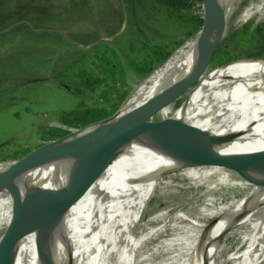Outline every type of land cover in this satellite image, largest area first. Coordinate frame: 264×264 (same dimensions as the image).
Returning <instances> with one entry per match:
<instances>
[{"label":"rangeland","instance_id":"1","mask_svg":"<svg viewBox=\"0 0 264 264\" xmlns=\"http://www.w3.org/2000/svg\"><path fill=\"white\" fill-rule=\"evenodd\" d=\"M192 13L201 15L200 5ZM226 14L222 43L199 82L235 61L264 57V40L256 33L264 23V0H226ZM25 23L54 32L36 35ZM201 38L154 0H0V163L37 156L44 128L68 130L60 117L80 100L60 85L78 69L77 61L90 58L84 47L100 41L119 52L127 73L119 92L123 99L115 98L121 108L126 100L131 102L177 75L197 52ZM193 41L196 44L177 68L158 79L172 58ZM160 45L173 52L171 58L162 66L156 64L157 70L148 78L136 73L129 58ZM62 73L65 77L58 78ZM195 88L159 110L151 121L172 117ZM69 131L76 138L92 133ZM216 155L209 164L188 166L160 178L143 213L136 256L130 264H192L206 233L179 216L211 225L229 216L253 192L264 172V149H233ZM14 185L21 195L0 191V248L18 227L27 195L36 194L33 184ZM214 247L211 242L212 259ZM219 248L215 264H223L235 252L234 239ZM35 264H40L38 253Z\"/></svg>","mask_w":264,"mask_h":264},{"label":"bare ground","instance_id":"2","mask_svg":"<svg viewBox=\"0 0 264 264\" xmlns=\"http://www.w3.org/2000/svg\"><path fill=\"white\" fill-rule=\"evenodd\" d=\"M195 44L193 41L182 48L159 73L158 79L174 71ZM197 53L198 50L181 71L164 84L131 102L128 100L125 110L130 111L141 106L171 81H178L190 74ZM238 61L218 69L199 82L186 102L213 104L226 102L229 96H242L256 98L264 104V59ZM246 87L250 89L249 92L243 90ZM201 96L203 100L200 99ZM210 97L214 98L208 100ZM259 108L260 105L235 108L232 115L211 126L197 124L195 118H188L187 122L185 119V124L198 130L189 132V137L200 147L213 148L216 154L233 149H246L239 144L249 137V131L231 135L228 141L222 137L226 136L225 132L230 126L241 120L250 127L255 126L254 118L259 114ZM179 110L170 118L182 115L183 111ZM261 114L264 119V112ZM155 155L148 138L145 137L135 140L121 151L91 190L67 214L64 222L67 223V236L72 246L71 261L67 263V253L56 248L55 264H130L134 259L132 256H136L137 252L138 228L156 184L164 175L189 166L187 157L179 146L164 161ZM7 168V165L0 166V175L5 174ZM68 178L66 164L55 163L25 171L16 176L14 182L33 184L36 194L47 196L48 209L55 195L63 192ZM131 184L137 185L133 187ZM116 190L119 192L113 193ZM49 193H54V196H49ZM47 212L41 209L33 212L24 237L17 246L19 254L16 264H35V229L42 223ZM179 217L191 221L206 233L192 264H215L219 247L228 239H234L236 250L223 264H264V172L253 192L226 218L207 225L186 216ZM211 242L216 244L215 251L212 250L215 254L213 259L209 251Z\"/></svg>","mask_w":264,"mask_h":264},{"label":"water","instance_id":"3","mask_svg":"<svg viewBox=\"0 0 264 264\" xmlns=\"http://www.w3.org/2000/svg\"><path fill=\"white\" fill-rule=\"evenodd\" d=\"M226 24V0H206L205 23L199 33L202 38L190 74L178 81H171L154 97L133 110H125L129 99L126 100L109 119L92 129L80 130L82 134L92 131L86 138H76V135L71 133L52 145L41 147L37 156L0 163V166H8L7 172L0 175V191L8 190L15 196L21 195L22 192L14 185V180L25 171L44 165L65 163L69 172L63 192L55 195L50 208L46 207L48 199L45 194L37 193L34 197L27 195L28 203L24 204L26 210L20 215L18 227L9 239L3 241L0 248V264L17 263L18 243L24 237L36 209L48 211L42 223L35 229L40 264H55L56 248L67 253V263H70L72 246L67 236V223L64 222L67 214L91 190L121 151L139 138H148L155 156L162 161L179 146L186 155L189 166L209 164L211 159L217 157L215 150L200 147L189 137V132L198 130L185 124V119L187 122L188 118H195L197 124L211 126L232 115L235 108L260 105L259 114L254 118L255 126L250 127L247 122L241 120L230 126L225 132L226 136L222 138L228 141L231 135L249 131V137L239 146L246 149H264V119L262 114L260 115L264 112V104L253 97L229 96L226 102L213 104L188 101L180 108L182 115L159 122L151 121L155 113L167 105L176 103L182 94L197 86L222 43ZM262 59L264 57L247 61ZM6 185L7 187H4ZM131 185L134 187L137 184ZM118 192L119 190H116L113 193ZM49 196H54V193H49Z\"/></svg>","mask_w":264,"mask_h":264},{"label":"trees","instance_id":"4","mask_svg":"<svg viewBox=\"0 0 264 264\" xmlns=\"http://www.w3.org/2000/svg\"><path fill=\"white\" fill-rule=\"evenodd\" d=\"M154 1L164 6L168 13L177 17L179 21L186 23V27L192 30V34H199L203 29L206 0ZM197 5H200L202 10L201 15L192 13ZM25 25L36 35L42 34L39 32H43V34L54 32L36 29L28 23H25ZM256 33L264 40V23L257 26ZM84 48L88 52L86 55H90V58H88V61L85 60L86 58L77 61L75 67L79 65L78 69L73 74L67 75L69 79H64V82L60 85V87L66 88L79 98V105L74 110L62 113L60 117V123L68 130L51 127L44 128L41 131V140L44 142L41 147L52 145L68 137L71 135L70 129H92L112 117L120 108L116 99L119 101L123 99L119 92L120 86L126 83L127 73L119 52L109 44L100 41ZM172 55L173 52H166L165 47L161 45L149 47V53L130 57L129 64L136 73L148 78L157 70L156 64L164 65ZM62 77H65L64 73L58 76V78ZM30 81L25 80V82Z\"/></svg>","mask_w":264,"mask_h":264}]
</instances>
